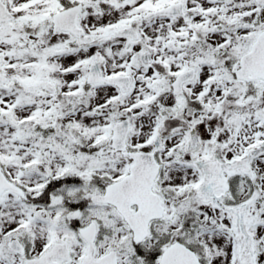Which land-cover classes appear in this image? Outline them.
<instances>
[{
  "label": "snow or ice",
  "instance_id": "snow-or-ice-1",
  "mask_svg": "<svg viewBox=\"0 0 264 264\" xmlns=\"http://www.w3.org/2000/svg\"><path fill=\"white\" fill-rule=\"evenodd\" d=\"M0 264H264V0H0Z\"/></svg>",
  "mask_w": 264,
  "mask_h": 264
}]
</instances>
